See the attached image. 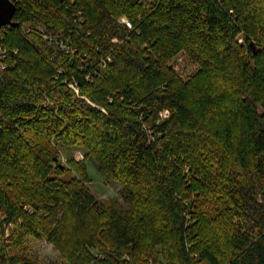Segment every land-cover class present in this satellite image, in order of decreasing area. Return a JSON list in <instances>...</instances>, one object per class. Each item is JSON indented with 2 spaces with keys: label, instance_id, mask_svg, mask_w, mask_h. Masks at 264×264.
Segmentation results:
<instances>
[{
  "label": "trees",
  "instance_id": "trees-1",
  "mask_svg": "<svg viewBox=\"0 0 264 264\" xmlns=\"http://www.w3.org/2000/svg\"><path fill=\"white\" fill-rule=\"evenodd\" d=\"M12 1L0 264H43L30 237L62 264H264V0ZM56 140L87 146L129 206Z\"/></svg>",
  "mask_w": 264,
  "mask_h": 264
},
{
  "label": "rangeland",
  "instance_id": "rangeland-1",
  "mask_svg": "<svg viewBox=\"0 0 264 264\" xmlns=\"http://www.w3.org/2000/svg\"><path fill=\"white\" fill-rule=\"evenodd\" d=\"M126 19H128V17L123 16L121 21L124 22ZM240 41H243V39L240 38ZM172 63L179 75L183 78H188L193 72L198 71L200 67L198 62L189 57L185 50L178 53L173 58ZM55 143L59 149V157H56L58 158L56 161H60L61 166L70 168L69 161L71 159L80 161L85 165L89 174L87 185L98 199H116L119 200L123 206H129L120 195V189L122 187L121 181L115 178L107 179L101 174L100 164L95 159V156L91 154L87 146L83 144L66 145L58 140H56ZM67 176H70L69 172ZM25 207L30 210V212H33V209L29 205ZM65 225L70 231L71 222L66 221ZM89 231H91L90 228L86 230V233H89ZM69 234H71V232ZM29 241L33 255L41 260L43 264H62L59 252L47 239L30 237Z\"/></svg>",
  "mask_w": 264,
  "mask_h": 264
},
{
  "label": "water",
  "instance_id": "water-1",
  "mask_svg": "<svg viewBox=\"0 0 264 264\" xmlns=\"http://www.w3.org/2000/svg\"><path fill=\"white\" fill-rule=\"evenodd\" d=\"M15 12H16V5L12 0H0V32L4 27L17 24L14 21ZM252 45L253 47H255L254 42ZM0 56H1V42H0Z\"/></svg>",
  "mask_w": 264,
  "mask_h": 264
},
{
  "label": "built area",
  "instance_id": "built-area-1",
  "mask_svg": "<svg viewBox=\"0 0 264 264\" xmlns=\"http://www.w3.org/2000/svg\"><path fill=\"white\" fill-rule=\"evenodd\" d=\"M124 23H126V25H127L129 28H132V27H133L132 22H131L130 20H128V19H126V20L124 21ZM163 113H164V115H167V114H168L167 111H164Z\"/></svg>",
  "mask_w": 264,
  "mask_h": 264
}]
</instances>
